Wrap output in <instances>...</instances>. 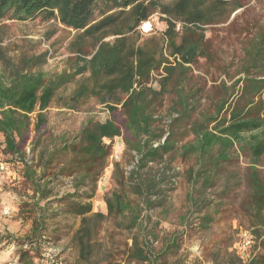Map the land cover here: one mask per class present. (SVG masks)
Returning <instances> with one entry per match:
<instances>
[{
    "label": "trees",
    "instance_id": "trees-1",
    "mask_svg": "<svg viewBox=\"0 0 264 264\" xmlns=\"http://www.w3.org/2000/svg\"><path fill=\"white\" fill-rule=\"evenodd\" d=\"M248 4L0 0V160L21 177L11 189L28 199L21 212L40 217L32 220L36 240L47 239L38 221L45 220L48 205L56 204L51 217L80 219L71 239L77 250L72 264H186L181 237L190 224L187 217L184 230L160 237V222L152 225L151 214L144 216V211L166 206L180 176L176 160H193L186 179L192 188L199 187L188 195L189 214L198 213L196 226L205 230L220 220L226 214L225 199L241 183L243 224L257 234L252 247L258 250L249 259L232 248L228 237L204 250L203 259L212 264H264V170L259 167L264 157V22L244 20L235 31L240 54L229 58L207 33L222 26L233 30ZM155 14L164 27L144 34L141 25ZM36 18L67 29L57 42L68 41L67 66L61 72L43 70L50 50L3 45L6 21ZM52 35L54 31L46 39ZM201 60L209 65L205 75L194 72ZM211 70L225 77L209 80ZM94 99L104 106L105 119L89 117L73 136L55 135L48 127L50 108L80 110ZM119 138L126 162L110 166L114 183L104 195L107 212L96 211L93 200ZM237 151L252 159L244 179L225 169ZM65 179H71L72 191L57 195L56 185ZM218 182L219 198L207 199V190ZM107 224L116 231H108L104 239ZM124 232L128 235L121 244L117 236ZM15 242L31 247L38 243L31 237ZM18 251L22 263L34 264L31 249Z\"/></svg>",
    "mask_w": 264,
    "mask_h": 264
},
{
    "label": "rangeland",
    "instance_id": "rangeland-1",
    "mask_svg": "<svg viewBox=\"0 0 264 264\" xmlns=\"http://www.w3.org/2000/svg\"><path fill=\"white\" fill-rule=\"evenodd\" d=\"M245 2L249 3L248 12L245 16H240L236 24L237 26L233 30L230 32L224 31L226 27L222 26L219 28H210L207 31L208 35L214 39L215 45L220 48V50L224 53V56L227 58L234 53L237 55L240 51L241 42L235 31L244 24V20L254 21L255 19H260L264 22V0H245ZM237 13L241 14V10ZM147 22L151 23V25L146 27L147 31H144L140 27L144 34H149L153 28H157L159 30L164 27V22L160 20L158 14L153 15ZM6 23L9 25L8 36L3 42V45H11L15 49L18 48L17 45H25L27 48H32L33 52L50 50L48 62L43 67V70L48 72H61L67 66V59L69 56V52L67 50L68 41L63 44H57L58 40L67 34V29L65 27L52 21H40V18L27 22L6 21ZM51 31H54V35H52L50 40H47L46 36ZM27 41L28 43H26ZM208 67L209 65L205 62V60H201L199 68H196L194 72L195 74L205 75ZM230 74L236 76V78L239 77V75H237L234 71L230 72ZM211 76H217L219 77V80L221 76L222 78L225 77V75L220 72H215L214 70H211L209 73V80H211ZM73 88V85L69 86L66 89V93L70 92ZM47 113L49 117L48 127L55 135L66 133L73 136L81 129L89 117H94L96 119H105L107 117V112L104 106L96 99L87 103L80 110L52 107L47 111ZM112 154L113 157H110L109 164H113L117 161H121L125 164L127 157L124 155V145L120 138L115 141ZM116 155H118V158ZM251 161L252 159L248 154L243 151H237L233 154L232 162L228 164L225 169L231 174L232 172H236L239 178L242 177L241 179H244ZM192 162L193 160H189L188 162H182L180 159L176 160L175 164L180 172V176L175 185V190L171 193L166 202V206L163 209H157L155 211H144V216L151 214L152 225H156L157 221L160 222L159 225L156 226L160 237L163 235L169 236L170 233L174 231L184 230L183 222L184 218L187 217L190 224H188L187 229L184 230V234L181 237V254L183 255V259H185L186 264H212L211 260L203 259V251L213 248L221 240V238L227 237L232 242V248L239 252L244 259L251 258L258 249H255L254 247H241V241L245 232L250 234L253 232L249 226L243 224L245 215L242 213L241 203L245 197L244 184L241 186V183H237L238 186L233 188L230 198L225 199L224 206L222 208L226 214H223L220 217V220L213 222L208 229L201 230L196 226L198 213L192 212L189 214L191 201L189 200L188 195L191 191L193 192V190L199 189L198 186H194L192 188L186 179L187 168ZM259 164V167L264 170V157ZM112 170L113 167L108 168L99 182L98 191L93 200L94 209L96 211L107 212L104 195L114 183L111 176ZM11 174L12 172L9 171L7 176ZM7 176L0 174V185L4 190L7 189L9 185L11 186V183L15 180L10 181L7 179ZM217 184V186L207 190V199L216 201L219 198L218 194L221 191L222 185L220 182ZM10 188L12 189L13 187ZM2 191H0L2 198V203L0 204V237H8V241L11 242L25 237L33 238L35 242H38L37 245H33L32 247L30 245H26V247L22 249L32 250L31 256L34 260V264L74 263L77 257V250L71 247V239L74 232L78 228L80 219H75L63 214L58 217H51L48 214H52L57 205H48L46 211L48 214H46L45 220L43 222L41 220L38 221L39 225L42 224L41 234L46 236L47 239L44 238V240H36L32 220H34V216L37 218L40 217L37 216L36 212L32 215L23 214V212H21V204L26 202L28 199L25 198L26 200H23L20 204V210L14 211L15 214L11 217H5L2 210L4 207L8 206L6 204V199L11 198V196L15 193L12 191V195H7ZM19 191L22 193L24 192V190L21 189H19ZM71 191V179H65L62 183L57 184L55 188V193L57 195H62ZM16 194L17 196H20L17 191ZM193 195L197 198L199 193L194 192ZM44 204L45 201L43 202V205ZM27 210L30 211L31 207L24 209V211ZM105 228V233L101 235L102 237L105 236L104 239H106L108 231H116L112 224L105 225ZM261 231L262 234H264V227ZM255 234L256 233H253L251 235L255 236ZM127 235L128 233L124 232V234L117 236L121 244ZM253 242L257 244L254 237ZM156 245L160 246L161 242H156ZM10 253L12 254L13 252Z\"/></svg>",
    "mask_w": 264,
    "mask_h": 264
},
{
    "label": "built area",
    "instance_id": "built-area-1",
    "mask_svg": "<svg viewBox=\"0 0 264 264\" xmlns=\"http://www.w3.org/2000/svg\"><path fill=\"white\" fill-rule=\"evenodd\" d=\"M151 25L150 22H144L141 25V28L144 31L146 30L147 25ZM180 28V25H178V29ZM120 145V144H119ZM118 155H116L117 157ZM113 157V154L110 156ZM118 158V157H117ZM113 164H109V167L112 166ZM9 173V167L8 164L4 161L0 160V174L7 176ZM2 186L0 185V191H2ZM2 192H5L7 195H12V190L10 187H8L7 189H3ZM2 203V198L0 195V204ZM3 211V215L4 216H11L13 215L14 210H12V208L10 207H4ZM8 237H0V264H24L20 261V253L18 250H20L21 248L26 247V245L21 246V245H17L16 242H11L8 241ZM13 241V240H12ZM242 248H251L252 244H253V236L248 233L245 232V234L243 235L242 238ZM16 250V251H14ZM10 252H13L12 254Z\"/></svg>",
    "mask_w": 264,
    "mask_h": 264
},
{
    "label": "crops",
    "instance_id": "crops-1",
    "mask_svg": "<svg viewBox=\"0 0 264 264\" xmlns=\"http://www.w3.org/2000/svg\"><path fill=\"white\" fill-rule=\"evenodd\" d=\"M11 175L7 176V179H9L10 181H13L16 178H18V179L21 178L16 173H14V174L12 173ZM9 187H14V183L12 182L11 186L9 185ZM23 200H26L25 197L17 196V194H13L11 196V198L6 199V204L8 205L7 207L12 208V210L18 211V210H20V204L23 202ZM41 204H43V202H41ZM13 214H15V212H13ZM11 216H5V217H11Z\"/></svg>",
    "mask_w": 264,
    "mask_h": 264
},
{
    "label": "bare ground",
    "instance_id": "bare-ground-1",
    "mask_svg": "<svg viewBox=\"0 0 264 264\" xmlns=\"http://www.w3.org/2000/svg\"><path fill=\"white\" fill-rule=\"evenodd\" d=\"M148 25H149V24H148ZM148 25H147V26H148Z\"/></svg>",
    "mask_w": 264,
    "mask_h": 264
}]
</instances>
